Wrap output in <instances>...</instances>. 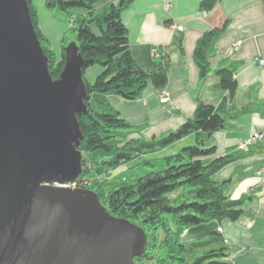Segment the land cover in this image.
Returning a JSON list of instances; mask_svg holds the SVG:
<instances>
[{
  "label": "trees",
  "instance_id": "obj_1",
  "mask_svg": "<svg viewBox=\"0 0 264 264\" xmlns=\"http://www.w3.org/2000/svg\"><path fill=\"white\" fill-rule=\"evenodd\" d=\"M26 1L34 30L48 58L51 76L56 78L60 73L65 46L71 41L75 42L83 59L86 89L83 101L87 111L77 117L82 134L79 145L82 172H91L86 168L87 163L93 166L99 162L106 171L117 168L138 153L165 148L193 134L191 144L141 162L148 166L161 163L160 169L147 171L133 182L120 179L107 189L104 182L99 181L87 187L97 194L110 215L128 219L142 228L145 244L142 253L134 257L135 263L232 264L228 248L217 230L206 239L194 241H183L181 234L188 227L211 221H235L242 214L245 201L251 199L246 195L236 199L228 197L224 193L228 181L220 182L215 178L220 168L235 159L231 155L213 156L216 145L212 139L213 133L226 128L230 117L228 105L237 89L233 70L225 67L214 70L213 89L226 94L216 102L199 95L193 115L173 131L160 138H126L122 131L132 126L110 104L108 96L133 100L148 81L158 91L167 83L166 54L160 48H157L159 57L149 71L142 69L129 50L128 31L122 23L121 12L133 0L109 2L100 8L97 7L100 0H42L46 8L55 10L69 22L62 33L58 59L38 27L32 0ZM213 3V0H202L200 7L208 10ZM225 24L206 30L195 43L193 60L202 82L207 80L210 71L208 55L212 40L224 30ZM92 65L101 69L89 82L84 70ZM96 152H101L103 157L94 158Z\"/></svg>",
  "mask_w": 264,
  "mask_h": 264
},
{
  "label": "water",
  "instance_id": "obj_2",
  "mask_svg": "<svg viewBox=\"0 0 264 264\" xmlns=\"http://www.w3.org/2000/svg\"><path fill=\"white\" fill-rule=\"evenodd\" d=\"M83 59L49 72L26 0H0V264H136L141 227L110 215L82 174Z\"/></svg>",
  "mask_w": 264,
  "mask_h": 264
},
{
  "label": "crops",
  "instance_id": "obj_3",
  "mask_svg": "<svg viewBox=\"0 0 264 264\" xmlns=\"http://www.w3.org/2000/svg\"><path fill=\"white\" fill-rule=\"evenodd\" d=\"M117 1L100 0L97 7ZM201 1L133 0L121 12L122 23L128 31L129 50L142 69L149 71L156 62L153 47L166 54L164 89L169 93V104L159 102V91L149 81L136 99L109 95L108 100L132 126L122 131L125 137L160 138L193 115L199 95L216 102L226 94L213 89L215 69L233 70L237 89L228 105L230 117L226 128L213 133L212 139L216 145L213 156L231 155L235 159L220 168L215 178L228 181L224 186L228 197L236 199L246 195L251 199L245 201L237 220L188 227L181 239H206L220 226L221 237L227 241L223 245L228 248L232 264H264V66L255 62L257 57L264 58V4L263 0H213L212 8L204 10L200 7ZM32 5L39 29L50 41L53 37L55 44L68 26L67 21L46 8L42 0H32ZM224 22V30L212 40L208 55L210 71L207 80L202 82L193 60L195 43L203 32ZM238 40L239 47L230 51ZM254 132L262 133V138L239 148ZM188 140L193 141L192 133L157 150L155 155L174 153Z\"/></svg>",
  "mask_w": 264,
  "mask_h": 264
},
{
  "label": "rangeland",
  "instance_id": "obj_4",
  "mask_svg": "<svg viewBox=\"0 0 264 264\" xmlns=\"http://www.w3.org/2000/svg\"><path fill=\"white\" fill-rule=\"evenodd\" d=\"M53 12L59 14L55 10H53ZM60 17L62 18V15ZM67 23L69 26L68 21H67ZM61 37H62V34H61ZM61 37L57 42H55L56 45L53 42L54 41L53 37H51V39H52L51 41L47 38L48 42H49V47L52 50V52L54 53V56L56 59H58L60 56ZM52 45H53V48H52ZM100 69L101 68L98 65H92V66L87 67L84 70V74H85L86 79L93 81L95 76L99 73ZM205 89H206V87H205ZM131 128H128V129H131ZM118 137H121V134H119ZM126 138H135V137H126ZM192 142H191V140H188L185 142V145L191 144ZM156 151H157V149H152V150L146 151L144 153H138L136 158H133L132 162H130L128 164H126V162H123L121 164V166L114 168V169H109L107 171H106L105 167H103V165H101L99 162L94 163L93 166H91L90 164L87 163L88 166L86 168L89 169L91 172H89V173L82 172V174L80 175L81 177L79 178L80 181L78 184L81 185L82 187L87 188L90 185L92 186L94 181H99V182H104V185L107 189L108 186L112 185L113 183H115L117 181H120V179H124L128 182H133L137 176L142 175L145 172L150 171V170H158L162 167L161 163H157L154 166H148L147 164H141V162L145 159L156 158V156H157V155H155ZM144 154H147V155H144ZM167 154H170V152L169 153L168 152L163 153L161 156L167 155ZM93 156L96 159H100L103 157L101 152H96L93 154ZM199 251L200 250H198V253H199ZM145 264H153V262L148 261Z\"/></svg>",
  "mask_w": 264,
  "mask_h": 264
},
{
  "label": "built area",
  "instance_id": "obj_5",
  "mask_svg": "<svg viewBox=\"0 0 264 264\" xmlns=\"http://www.w3.org/2000/svg\"><path fill=\"white\" fill-rule=\"evenodd\" d=\"M167 7H168V6L166 5V8H167ZM240 44H241V41H240V40L234 42V43L231 45V47H230V51H234V50H236V49L239 47ZM151 51H152V55H153V57H155V58L159 57V51H158L157 47H153V48L151 49ZM255 62H256V64H257L258 66H264V58H262V57H257V58H255ZM158 97H159V102H160V103H162V104H167V103H168V104H169V93H168L165 89L160 90V91L158 92ZM169 108H170V109H173L172 106H169ZM261 138H262V133H259V132L251 133V134L248 135L247 138H245V139L239 144V148H245V147H247L248 145L252 144L253 142H256L257 140H259V139H261ZM79 178H80V177H79ZM79 178H78L77 180L73 181V182H70V183L65 184L64 186H67V187H69V188H84V187H82L81 185L78 184L79 181H80ZM216 230H217L218 232H220V233L222 232V228H221V227H217ZM223 241H224V242H227L226 239H224Z\"/></svg>",
  "mask_w": 264,
  "mask_h": 264
}]
</instances>
